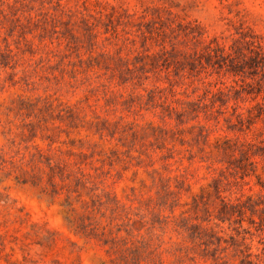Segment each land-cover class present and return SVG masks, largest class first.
I'll return each instance as SVG.
<instances>
[{
	"label": "rangeland",
	"instance_id": "obj_1",
	"mask_svg": "<svg viewBox=\"0 0 264 264\" xmlns=\"http://www.w3.org/2000/svg\"><path fill=\"white\" fill-rule=\"evenodd\" d=\"M0 264H264V0H0Z\"/></svg>",
	"mask_w": 264,
	"mask_h": 264
}]
</instances>
